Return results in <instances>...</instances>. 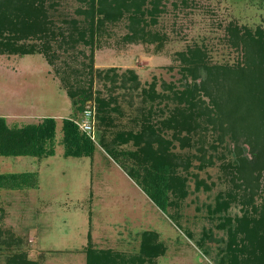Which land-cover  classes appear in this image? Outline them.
<instances>
[{
    "label": "rangeland",
    "instance_id": "374dc122",
    "mask_svg": "<svg viewBox=\"0 0 264 264\" xmlns=\"http://www.w3.org/2000/svg\"><path fill=\"white\" fill-rule=\"evenodd\" d=\"M47 3H54L46 10L63 33L70 19H76L85 31L89 28L81 21L84 16L76 12L86 4L78 0H45ZM161 4L163 10L155 22H146V29L158 34V39H130L127 18L121 17L100 24L95 21L92 28L100 26L93 30L91 44L69 46V39L62 43L55 34L46 42L51 62L42 53L0 55V116L8 124L37 122L46 116H53L56 123L52 155L0 156V174L34 172L32 185L0 186V264H21L23 260L27 264H86L89 246L109 251L117 257L115 264L119 258L118 264H124L123 260L139 256L145 231L155 233L152 242L161 245L147 264H216L226 239L225 230L216 226L218 218L239 216L243 211L239 200L250 192L243 191V185H232L229 173L222 171V165L237 162L232 152L235 142L226 135L217 143L218 132L200 122L203 130H198L199 135L190 133L188 146L180 147L171 137L172 129L158 123L167 115L166 101L143 102L140 89L150 81L158 92L163 83L181 88L178 53L194 44L204 47L211 63H235L241 53L228 44L225 27L233 23L264 31V0H161ZM90 52L92 71L88 74ZM77 71L81 81L90 83L91 93L83 107L93 111L94 147L89 156L73 157L62 153L60 121L73 117L63 78L73 84ZM96 98L106 104L112 119L108 127L95 124ZM173 104L166 102L169 107ZM149 105L152 111L164 109L151 112L150 120L160 128L159 135L171 142L169 152L189 163L174 170L184 178L185 193L167 191L170 203L164 209L150 198L136 175L142 168L128 155L136 147L131 141L120 145L115 139L116 130L137 131L148 116ZM99 136L122 155L117 159L106 152ZM243 147V155L248 156ZM248 183L253 203L263 202L264 171ZM226 192L234 196L226 211L209 213L215 195Z\"/></svg>",
    "mask_w": 264,
    "mask_h": 264
},
{
    "label": "trees",
    "instance_id": "16d2710c",
    "mask_svg": "<svg viewBox=\"0 0 264 264\" xmlns=\"http://www.w3.org/2000/svg\"><path fill=\"white\" fill-rule=\"evenodd\" d=\"M78 1L86 4L84 8L76 9V12L84 16L81 21L87 22L89 28L85 31L77 25L76 19H70L66 30L64 29L66 33H63V28L53 24L46 10V6H53L54 3L45 5V0H0V55L42 53L51 62L46 42L50 38L54 39L55 34L60 36L62 43L69 39V46L77 42L91 44L93 30L100 26L92 28L95 21L100 24L104 20L115 21L121 17L127 18L130 39H158V34L146 29V22H155L156 16L163 10L161 0ZM225 30L228 44L241 53L235 63H211L204 47L194 44L178 53L182 87L163 83L162 91L158 92L154 89V81H150L146 88L140 89L141 101L174 103L171 107L166 106V102L163 104L167 108V115L158 123L172 129L171 137H175L180 147L188 146L190 133L199 135V131L203 130L200 122L218 132L217 143H221L226 135L235 142L232 152H235L234 162H237H227L222 165V171L224 174L229 173L232 185H243V191L249 189L250 192L244 195V200H239L243 207L239 216L231 218L221 215L218 218L216 226L225 230L226 239L222 254L215 263L264 264V201L258 205L253 203L252 188L248 183L251 177L257 179L259 172L264 171V31L259 27L251 31L233 23L227 24ZM34 38H43V41L26 42L27 39ZM91 55L92 52L88 55L89 64L86 66L88 74L92 71ZM77 73L78 76L73 81L75 87L72 82L63 78L67 87L66 94L72 101L73 117H63L60 121L62 153L73 157L89 156L94 147L92 139L72 122V119L80 116L84 101L91 93L90 83L86 85V81L79 78L80 72ZM96 101L95 124L98 122L108 127L112 119L105 110L106 104L98 98ZM163 111L161 108L152 111L149 105L148 116L143 118L137 131H115L118 144L131 141L136 147L128 152L129 157L142 168L141 174L137 172L136 175L150 198L162 209L170 203L167 191L180 196L185 193L184 178L174 170L180 165L183 168L189 165L187 158L182 160L173 157L168 149L171 142L159 135L160 128L150 120L151 112ZM55 126V120L47 116L37 122L22 124H8L5 117L0 116V156L27 155L40 158L52 155ZM183 132L186 134L180 135ZM99 140L105 151L112 156L118 159L122 155L120 150L114 151L104 144L101 136ZM243 145L245 151L249 152L248 156L243 155ZM199 150L202 151V146H199ZM229 169L235 172L232 173ZM238 178L243 181L235 182ZM33 179L34 172L30 171L1 173L0 186L19 188L32 185ZM198 184L201 183L197 181L196 186ZM233 200L234 196L228 192L217 193L213 207L207 211L211 214L224 212ZM155 236L151 231L142 232L139 256L132 258L130 262L123 260V263L147 264L161 250L159 243L152 242ZM86 250V264H112L117 259L110 256L109 251L94 250L91 246ZM120 260L119 258L116 263ZM19 263L27 264L24 260Z\"/></svg>",
    "mask_w": 264,
    "mask_h": 264
},
{
    "label": "built area",
    "instance_id": "2783aa9c",
    "mask_svg": "<svg viewBox=\"0 0 264 264\" xmlns=\"http://www.w3.org/2000/svg\"><path fill=\"white\" fill-rule=\"evenodd\" d=\"M93 111L90 107H85L80 116L77 119H73V123L76 127L92 139V128H93Z\"/></svg>",
    "mask_w": 264,
    "mask_h": 264
},
{
    "label": "crops",
    "instance_id": "0c3cea01",
    "mask_svg": "<svg viewBox=\"0 0 264 264\" xmlns=\"http://www.w3.org/2000/svg\"><path fill=\"white\" fill-rule=\"evenodd\" d=\"M53 117V116H52Z\"/></svg>",
    "mask_w": 264,
    "mask_h": 264
}]
</instances>
